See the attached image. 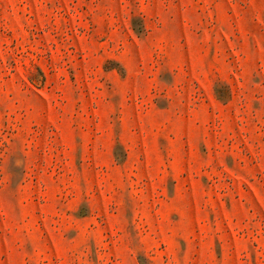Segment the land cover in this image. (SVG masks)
Wrapping results in <instances>:
<instances>
[{
    "label": "rangeland",
    "instance_id": "rangeland-1",
    "mask_svg": "<svg viewBox=\"0 0 264 264\" xmlns=\"http://www.w3.org/2000/svg\"><path fill=\"white\" fill-rule=\"evenodd\" d=\"M0 264H264V0H0Z\"/></svg>",
    "mask_w": 264,
    "mask_h": 264
}]
</instances>
